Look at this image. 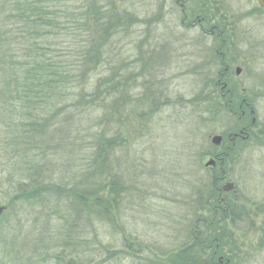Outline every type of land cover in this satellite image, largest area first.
I'll list each match as a JSON object with an SVG mask.
<instances>
[{"label":"rangeland","instance_id":"rangeland-1","mask_svg":"<svg viewBox=\"0 0 264 264\" xmlns=\"http://www.w3.org/2000/svg\"><path fill=\"white\" fill-rule=\"evenodd\" d=\"M71 1L83 11L82 0ZM109 1L88 0L96 8L107 4L116 24L103 31L92 23V66L80 69L77 60L74 70L84 81L67 98L36 106L15 95L0 99V205L6 207L0 264H167L200 235L197 227L210 232L203 219L212 216L211 197L220 193L221 207H230L219 208V227L211 229L222 236L225 257L230 264H264V14L258 0H206L215 20L205 30L232 24L228 57L217 52L222 43L210 32L183 23L184 0ZM72 45L68 38L57 54ZM220 76L250 100L253 117L243 120L231 100L223 106L202 99L203 87ZM105 83L115 87L103 98ZM81 85L97 99L83 117ZM28 113L34 114L29 120L47 121L39 135H30L42 142L37 162L23 150L15 153L13 139ZM253 118L251 137L237 141L224 165L206 166ZM214 136L225 142L214 145ZM103 140L106 169L97 184L94 160ZM29 157L41 170H32L34 178L42 187L60 186V193L47 187L44 198H18L17 169L31 167ZM229 183L234 188L226 192Z\"/></svg>","mask_w":264,"mask_h":264},{"label":"trees","instance_id":"trees-1","mask_svg":"<svg viewBox=\"0 0 264 264\" xmlns=\"http://www.w3.org/2000/svg\"><path fill=\"white\" fill-rule=\"evenodd\" d=\"M60 1L0 0V89H2L0 91V99H14L12 96L15 95L28 104H34L35 106L43 105L52 101L53 98L61 97V95L64 97L68 96L67 91L69 92L72 86L74 88L76 84L79 85L84 81V77L78 75L74 69L79 65L77 60L81 61L80 69L85 68L84 66L88 63L90 67L92 66L90 63V60L94 59L92 23L103 28V31L112 29L116 23L112 22V15L110 16L111 9L108 8L107 4L106 8L102 7L101 4L96 8L94 5L90 6L88 0H82L81 8L83 11H79L76 5L67 4L72 2L71 0L64 1L65 4L62 3V5L60 3L61 6L53 5L54 2ZM109 3H111V0ZM106 10L109 12V16L104 14ZM258 10L264 14L263 10ZM97 17H99L98 20ZM77 31H82L81 33L83 34L76 35ZM78 36L81 37L79 38ZM68 38L71 39V44L73 45L62 48L61 51L63 53L57 54L58 46L60 44L66 46ZM79 57L80 59H78ZM88 72L91 71L89 70ZM222 77L220 76L214 81L212 79V81L206 84L207 88L206 86L203 87V94L207 96L202 99L211 101L212 105L221 104L223 106L225 104L228 105L224 99L231 100L229 105H233L232 110L234 113L241 116L240 112L245 110L247 114L242 119L247 118L248 120L250 114L246 104H249L250 107V100L238 94H230L223 97V93L216 86L218 82H223ZM15 85L16 90H13ZM82 85L80 105L83 117L87 109L91 110L94 108L97 99L95 93L88 95V92ZM103 85L106 86V83L101 84V86ZM114 87V84L109 85L108 88L106 86L105 91H103V98L108 97V91L112 93ZM231 91H234V89ZM103 98V102L98 101V103H104L105 100ZM244 101L246 102L244 103ZM8 103L9 101H6V104ZM100 106L102 108L106 107L105 105ZM29 116L32 119L34 114L28 113V121L26 119L20 120L22 123L19 122L18 124L24 130L21 131L22 135H19L21 132L18 130L17 136L13 139L14 143L18 146L15 153L20 156V152L23 150L26 157L29 154L28 156H31L37 162V159L44 155L43 148L41 147L42 142L38 137L33 139L30 135L38 134L39 131L47 126V121L41 119V123L39 121L34 122V119L29 120ZM256 127L257 123L255 125L250 124L244 129L242 128V130L250 135L249 130L251 129L252 131ZM103 149L106 151L105 140L101 142L100 147L96 148L94 160L96 169L94 170V175L98 179L97 184L102 181L101 179H103L106 169ZM229 152L226 147H223L221 152L216 155L218 161L226 162ZM35 164L32 162L30 164L31 167L28 166L25 169L19 168L20 171L17 169V173H19L17 174V179H19L16 184L19 187L17 195L19 199L32 198V200H37L41 197L44 198L47 187L54 191L53 195L62 191V188L58 185L42 187V184L32 174L34 168L41 172L40 167L37 168L34 166ZM1 170L5 176H11L8 170ZM219 177H221L220 173L219 176L216 175L214 178V187L221 180ZM47 191L45 194L48 193ZM214 194L217 195L218 192H214ZM77 198L80 197L77 196ZM211 198H214V204H217L218 199L216 196H212ZM96 204L101 208L99 203ZM211 207L213 208V206ZM222 207L225 212L230 206L226 207V204H224ZM102 213L104 212L102 211ZM211 228H208L210 230L208 234L205 231L200 233V235H195L193 243L171 255L167 260V264H217V257L220 255L225 256L223 252V240L219 234L212 233ZM194 233L196 234V232ZM229 259L231 260L230 257Z\"/></svg>","mask_w":264,"mask_h":264},{"label":"flooded vegetation","instance_id":"flooded-vegetation-1","mask_svg":"<svg viewBox=\"0 0 264 264\" xmlns=\"http://www.w3.org/2000/svg\"><path fill=\"white\" fill-rule=\"evenodd\" d=\"M222 1L225 2L226 0H217L215 2H218L221 5ZM179 2H180V0H179ZM210 6L211 5L208 4L206 0H184L183 5H181L183 12H184L182 21H183V23L186 21L187 22L189 21L190 27H199L201 29V32L204 30L205 32H202V33H205L207 35H208V32H210L211 36H214L215 38H217L222 43L221 47L219 48L220 50H218L217 52L222 53V57H226V55L228 57L229 56L227 54V52H229L228 41H229V39L234 37V34L232 35L231 33H229L228 27L230 25L232 26V24L229 25V23L225 22V21H224L225 23L224 22H217L215 25L211 26L210 29L205 30L204 27L206 26V24H209L210 22H212V20H215V16L213 14L209 13L211 10ZM260 9L264 11L263 8L260 7ZM216 10H218V9H216ZM235 46H236V44L233 46V49H235ZM238 69H240V68L236 69V75H238L237 74ZM224 71H225V73L223 76L227 77L226 75H228L229 71H230L229 65L227 64V62L225 64ZM240 71H242V70L240 69ZM216 86L219 87L220 92L223 93V97H226L227 95H230V94L234 95V91H231V90H233V89L238 90L239 89L227 81L218 82L216 84ZM245 102L246 101H244V103ZM246 105L248 106L250 116L253 117L254 116V110L251 108V106L249 107V104H246ZM246 114H247L246 111L242 110L241 111V118L245 117ZM244 119L247 120V118H244ZM256 123H257L256 119L253 118L252 125H255ZM249 136L250 135L246 131L241 130V131H239V133L230 134L228 137L229 138L228 141H229L230 145L234 146L237 143V141H239V140L245 141L246 139L249 138ZM221 137L223 138L222 143H224L225 137L224 136H221ZM230 145L221 146L222 147L221 150L223 149V147L224 148L226 147L228 150H231L233 146H230ZM212 160L215 161L214 166H218V163H219L218 157L212 158ZM220 165L223 166L224 161H220ZM223 179L225 180V176L223 177ZM222 197H223V195L221 193L216 197L218 199V201H217V204L212 205L214 208V211H212V216H210L209 219H208V217L206 219H203V222H205L204 226L206 227V229L212 227L214 224H216V226L219 227L221 218L218 217V210H219L218 208H220L221 205L226 202L225 201L226 199L224 197L223 198ZM217 219L219 220V222L216 221ZM196 230L200 233L203 232L198 227ZM216 261H217V264H230L231 263V260L229 259V257L226 258L225 256H222V255L218 256Z\"/></svg>","mask_w":264,"mask_h":264},{"label":"water","instance_id":"water-1","mask_svg":"<svg viewBox=\"0 0 264 264\" xmlns=\"http://www.w3.org/2000/svg\"><path fill=\"white\" fill-rule=\"evenodd\" d=\"M258 2H259L260 7L264 9V0H258ZM240 73H241V71H240V69H238L237 74L240 75ZM222 139L223 138L221 136H214L212 139V142L214 145L219 146L222 143ZM214 163H215V161L211 160V161H209V163L206 164V166H214L215 165ZM233 188H234V185L229 183L224 187V190L226 192H229ZM5 210H6V207L0 205V217L4 214Z\"/></svg>","mask_w":264,"mask_h":264}]
</instances>
